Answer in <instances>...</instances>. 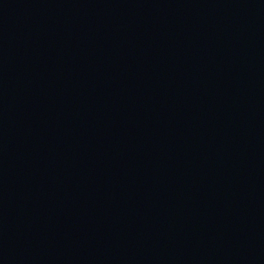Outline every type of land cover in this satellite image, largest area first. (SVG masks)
Returning a JSON list of instances; mask_svg holds the SVG:
<instances>
[{
  "label": "water",
  "instance_id": "95a60500",
  "mask_svg": "<svg viewBox=\"0 0 264 264\" xmlns=\"http://www.w3.org/2000/svg\"><path fill=\"white\" fill-rule=\"evenodd\" d=\"M0 264H264V0H0Z\"/></svg>",
  "mask_w": 264,
  "mask_h": 264
}]
</instances>
